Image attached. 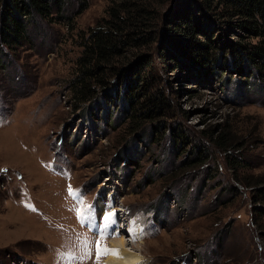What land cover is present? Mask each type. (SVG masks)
Instances as JSON below:
<instances>
[{"label":"rangeland","instance_id":"1","mask_svg":"<svg viewBox=\"0 0 264 264\" xmlns=\"http://www.w3.org/2000/svg\"><path fill=\"white\" fill-rule=\"evenodd\" d=\"M107 2L86 0L72 28L66 18L29 23L27 40L2 49L0 264H67L61 253L79 256L78 236L91 254L72 264H107L106 255L97 260L95 242L107 246L112 225L146 264H264V77L245 74L246 66L233 72L234 55L227 57L231 72L221 75H201L171 57L154 78L169 106L159 115L165 129L151 122L143 136L128 134L119 99L98 91L80 111L69 96L78 34L104 15ZM179 3L190 2L175 0L181 10ZM76 7L70 3L65 14ZM205 23L225 48L240 38L236 28ZM218 122L240 143L226 150L239 157L233 167L206 134ZM202 146L208 158L186 167ZM69 185L94 205L83 222ZM118 204L133 219L127 231L145 218L139 238L123 231L119 209L111 223L103 219Z\"/></svg>","mask_w":264,"mask_h":264},{"label":"trees","instance_id":"2","mask_svg":"<svg viewBox=\"0 0 264 264\" xmlns=\"http://www.w3.org/2000/svg\"><path fill=\"white\" fill-rule=\"evenodd\" d=\"M72 2L77 7L67 15L65 10ZM165 2L108 0L104 15L79 32L76 41L80 48L68 80L74 107L84 111L85 103L98 91L112 95L127 112L124 131L141 132L143 136L145 123L152 122L158 132L165 129L166 122L159 115L169 106L159 87L154 86V78L158 65L163 66L171 57L182 63L188 61L201 75H221L223 68L231 72L228 61L234 55L233 72L241 74L246 66L245 74L263 79L264 0H189L179 3L181 10L175 0L164 9ZM85 6L86 0H0V54H4L3 47L8 51L27 40V25L34 21L51 23L66 18V25L72 28L73 16ZM205 21L236 28L240 38L225 48L216 36L205 33ZM138 84L143 86L141 90ZM206 134L225 153L240 144L232 139L227 122L215 123ZM225 157L231 167L239 164L236 155L227 152ZM207 158L202 146L186 167Z\"/></svg>","mask_w":264,"mask_h":264},{"label":"bare ground","instance_id":"3","mask_svg":"<svg viewBox=\"0 0 264 264\" xmlns=\"http://www.w3.org/2000/svg\"><path fill=\"white\" fill-rule=\"evenodd\" d=\"M103 202V201H102ZM98 203V201H97ZM100 206H102V203L100 202ZM104 204V203H103ZM99 206V205H98ZM105 207V206H104ZM103 208V207H102ZM114 209V208H113ZM119 209L116 208L113 210L112 213H115V211ZM109 210H112L109 208ZM121 216V215H120ZM116 219H118L116 217ZM115 219V220H116ZM145 218H136L134 220L135 223H140V221ZM113 221V218L111 221H108V224L111 223ZM120 222V221H119ZM122 222V221H121ZM133 222V219L130 221V223ZM142 222H141V228L139 227L136 231V228L133 229L132 234L133 236H131L132 238L134 236H136V238H139V233L141 232L142 229ZM129 223V224H130ZM119 224V223H118ZM123 225V224H122ZM134 225V224H133ZM128 226V225H127ZM129 228H132V225L129 226ZM124 229V228H123ZM108 230L111 232V238L108 236V242L109 244L107 245V247L109 248H114V249H118L119 250V256H115V255H111V254H107L106 258H105V262L107 264H146V259L145 257H143V255L138 251V250H133L132 248L129 249L128 244H132V239H128L125 234L122 235V229L118 228H114V225L110 226L108 228ZM139 231V232H138ZM137 234V235H136ZM129 237V236H128ZM130 238V237H129ZM110 239V241H109ZM140 243H136V247L139 245ZM139 247V246H138Z\"/></svg>","mask_w":264,"mask_h":264},{"label":"snow or ice","instance_id":"4","mask_svg":"<svg viewBox=\"0 0 264 264\" xmlns=\"http://www.w3.org/2000/svg\"><path fill=\"white\" fill-rule=\"evenodd\" d=\"M68 193L70 196L77 198L78 203L81 205V207H77L75 209L77 218L80 219L81 222H83V219L87 215L94 213V205L84 203L83 198H82V192L79 189H73L72 186L69 185L68 186ZM114 215H115L114 213L108 212L105 214L103 219L106 222L111 221ZM130 231H133V230H130ZM77 241H78L79 245H81V248H80L81 254L79 256L75 255V253L71 249L68 252L61 253L62 258L67 261V264H72V262L76 259L84 260L85 258H87V256H89L91 254L90 248H89L90 242L87 240V238H84L81 240L80 237L78 236ZM95 248H96L97 260H99V258L102 255H107V254L119 256V250L118 249L109 248L106 245L102 246L99 240H97L95 242Z\"/></svg>","mask_w":264,"mask_h":264}]
</instances>
